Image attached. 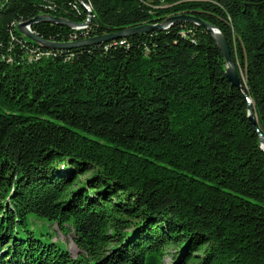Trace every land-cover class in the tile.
Returning a JSON list of instances; mask_svg holds the SVG:
<instances>
[{"label":"trees","instance_id":"16d2710c","mask_svg":"<svg viewBox=\"0 0 264 264\" xmlns=\"http://www.w3.org/2000/svg\"><path fill=\"white\" fill-rule=\"evenodd\" d=\"M40 14L80 24L32 25L55 42L196 17L241 84L192 21L53 49L18 29ZM260 133L264 0H0V264H264Z\"/></svg>","mask_w":264,"mask_h":264},{"label":"water","instance_id":"95a60500","mask_svg":"<svg viewBox=\"0 0 264 264\" xmlns=\"http://www.w3.org/2000/svg\"><path fill=\"white\" fill-rule=\"evenodd\" d=\"M179 20H189V21H192L196 24L206 26L212 32L215 40L217 41L219 48L222 51V54H223V56L227 62L226 74H227L228 78L233 82V84L240 86L241 80H240V76H239L238 65H237L236 61L234 60V58L231 54L230 45H229V42H228L226 36L221 32V30L218 27L212 26L211 24L203 22L200 19L193 17V16L180 15V16L169 17L161 24H146V25H142L139 27L129 28V29H126V30L119 32V33H111V34H106V35H102V36H98V37H94V38H90V39H85V40H81V41H74V42H55V41L46 40V39L42 38L41 36H39L38 34H36L33 30H31V27L34 23L43 22V21L67 25V26H70L73 28H76L80 25V24H77V23H75V22H73V21H71L65 17H61V16H53L50 14H40V15H37L36 17L30 19V20H27V21H24V22H21L20 24H18V29L21 33L25 34L31 40H33L35 42H39V43H41V44H43L49 48L66 49V48L84 46V45L92 44V43H99V42L107 41V40H110V39H113V38H116L119 36H123V35H131V34L144 32V31H148V30H152V29L153 30L154 29H162V28H165V27L172 25L173 23H175L176 21H179ZM248 101H249V118H250L251 122L254 125H256L257 124V118H256V114H255V106L249 97H248ZM260 137H261V146L264 149V135L262 133H260Z\"/></svg>","mask_w":264,"mask_h":264},{"label":"rangeland","instance_id":"374dc122","mask_svg":"<svg viewBox=\"0 0 264 264\" xmlns=\"http://www.w3.org/2000/svg\"><path fill=\"white\" fill-rule=\"evenodd\" d=\"M46 22V21H44ZM31 30L32 27H31ZM29 227L35 232V234L46 241H58V243L67 247L73 256H77L80 249L74 241V232L67 227L60 229L56 222L49 220L46 217L39 216L38 214L31 213L28 218ZM170 260H168V263Z\"/></svg>","mask_w":264,"mask_h":264}]
</instances>
